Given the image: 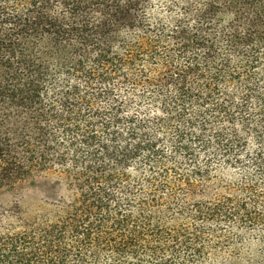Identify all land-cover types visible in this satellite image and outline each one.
<instances>
[{
	"label": "trees",
	"instance_id": "1",
	"mask_svg": "<svg viewBox=\"0 0 264 264\" xmlns=\"http://www.w3.org/2000/svg\"><path fill=\"white\" fill-rule=\"evenodd\" d=\"M176 1L0 0V264H264V0Z\"/></svg>",
	"mask_w": 264,
	"mask_h": 264
},
{
	"label": "rangeland",
	"instance_id": "2",
	"mask_svg": "<svg viewBox=\"0 0 264 264\" xmlns=\"http://www.w3.org/2000/svg\"><path fill=\"white\" fill-rule=\"evenodd\" d=\"M176 0H149L148 5L144 9V18L146 21L154 22L156 21L162 23H168L171 19H175L180 16V12L172 5ZM236 173V172H235ZM234 172H224L222 173V178L225 181H230L236 177ZM221 175V174H220ZM260 245L256 242V239H252L251 236H245V242L243 245L238 244L236 247L241 249V254L237 258L235 264H248L249 262H256L260 260L259 249ZM262 246V245H261ZM223 256L219 257L216 264H223L225 259H222Z\"/></svg>",
	"mask_w": 264,
	"mask_h": 264
}]
</instances>
